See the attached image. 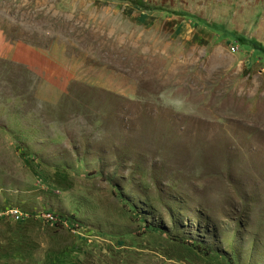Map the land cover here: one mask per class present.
I'll return each mask as SVG.
<instances>
[{"label":"rangeland","instance_id":"374dc122","mask_svg":"<svg viewBox=\"0 0 264 264\" xmlns=\"http://www.w3.org/2000/svg\"><path fill=\"white\" fill-rule=\"evenodd\" d=\"M0 31L75 74L0 58V264H264V0H0Z\"/></svg>","mask_w":264,"mask_h":264},{"label":"crops","instance_id":"0c3cea01","mask_svg":"<svg viewBox=\"0 0 264 264\" xmlns=\"http://www.w3.org/2000/svg\"><path fill=\"white\" fill-rule=\"evenodd\" d=\"M48 53L49 51L46 48H40L29 44L9 41L4 37V35L0 31V58L9 60L17 64H23L25 66L34 67L36 71L42 72V75L46 78L47 81L49 82L56 81L63 87L64 86L66 87L70 78H74L75 76V74L71 70L68 71L63 70V73L62 74L60 73L61 67L62 66L66 67V63L68 62V59L60 57L59 60L60 64L58 63V66L54 68L50 65H54L55 60L53 59V62L50 63ZM85 75L88 77L86 78ZM97 75H99L101 79L104 78L105 80L104 83H107V85H103V86H107V87L111 83L110 79L114 76L113 74H111L110 71L103 69L98 70L94 68H90V69L84 68L82 70H79V73L76 76L79 78H84L89 83L92 82L93 84H96L95 77ZM59 77L61 78V82L58 80ZM117 79L119 83H121V85L127 83L126 78L124 76H121ZM97 83L99 85V82ZM122 90L123 92L126 91L129 92L131 91V86L127 84L123 87Z\"/></svg>","mask_w":264,"mask_h":264},{"label":"built area","instance_id":"2783aa9c","mask_svg":"<svg viewBox=\"0 0 264 264\" xmlns=\"http://www.w3.org/2000/svg\"><path fill=\"white\" fill-rule=\"evenodd\" d=\"M7 211H8V213H9V215L11 214L13 217H16V218H19V214H18V212H17V210L16 209H14V208H7ZM49 220H53V217H52V215H47L46 216Z\"/></svg>","mask_w":264,"mask_h":264},{"label":"trees","instance_id":"16d2710c","mask_svg":"<svg viewBox=\"0 0 264 264\" xmlns=\"http://www.w3.org/2000/svg\"><path fill=\"white\" fill-rule=\"evenodd\" d=\"M251 42V45L253 46L254 49H257V50H260V51H263L264 48L261 47V45L259 43H257L256 41H250Z\"/></svg>","mask_w":264,"mask_h":264}]
</instances>
